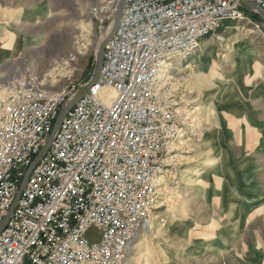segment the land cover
Instances as JSON below:
<instances>
[{
	"label": "rangeland",
	"instance_id": "rangeland-1",
	"mask_svg": "<svg viewBox=\"0 0 264 264\" xmlns=\"http://www.w3.org/2000/svg\"><path fill=\"white\" fill-rule=\"evenodd\" d=\"M120 3L0 0V95L25 82L68 94L46 142L63 104L91 81ZM248 14L199 43L211 41L210 56L161 81L170 126L155 181L165 183L155 182L152 212L118 264H264V23Z\"/></svg>",
	"mask_w": 264,
	"mask_h": 264
},
{
	"label": "built area",
	"instance_id": "built-area-1",
	"mask_svg": "<svg viewBox=\"0 0 264 264\" xmlns=\"http://www.w3.org/2000/svg\"><path fill=\"white\" fill-rule=\"evenodd\" d=\"M264 10V0H250ZM238 0H126L98 85L67 113L0 234V264H118L153 209L170 115L158 76L228 21ZM33 82L0 95V222L41 152L67 93ZM19 85V86H18ZM117 95L106 104L99 86ZM93 229L98 231L93 235Z\"/></svg>",
	"mask_w": 264,
	"mask_h": 264
},
{
	"label": "water",
	"instance_id": "water-1",
	"mask_svg": "<svg viewBox=\"0 0 264 264\" xmlns=\"http://www.w3.org/2000/svg\"><path fill=\"white\" fill-rule=\"evenodd\" d=\"M238 1H240L242 3L241 5L244 9H246V10L256 14L257 16H259V18L264 23V10L263 9L258 7L255 3H253L250 0H238ZM125 4H126V0H121V3L119 5L118 11H117V14L115 17L113 32L105 38V40L103 41V43L99 47L97 57H96V66H95L94 74H93L91 81L89 83H87L85 86L76 90L74 93H72L69 96V98L66 100V102L63 104V106L60 110L59 116L57 118V122L54 126V129H53L48 141L46 142V145L44 146L41 153L36 157V159L32 162V164L28 168L12 207L10 208V210H9L7 216L4 218V220L0 223V234L5 230V228L9 224V222L13 216L14 210L18 205L19 199H20V197H21V195H22V193H23V191L27 185L28 179H29L32 171L35 169V167L43 160L45 155L48 153L53 141L56 139V137L58 135L61 124H62L63 120L65 119L67 113L93 87L98 85V83L100 81L101 71H102L104 50H105L107 43L112 39V37L115 35V33L117 32V30L119 28V25H120V22H121V19L123 16Z\"/></svg>",
	"mask_w": 264,
	"mask_h": 264
},
{
	"label": "bare ground",
	"instance_id": "bare-ground-1",
	"mask_svg": "<svg viewBox=\"0 0 264 264\" xmlns=\"http://www.w3.org/2000/svg\"><path fill=\"white\" fill-rule=\"evenodd\" d=\"M247 26H248V24L246 23L243 26L237 27L236 29L245 30V29H247ZM113 29H114V24L108 30L106 36H109L113 32ZM219 39L224 40L222 37H219ZM210 42L211 41H207L206 43H203V44L196 46L192 49L182 51L178 55H176V57L169 59V60H166L164 62V64L162 65L163 70H162L161 74L158 76V78H160L159 81H162V82L172 81L175 79V75L173 72L179 71L184 66L185 62H190L189 66H188V68H189V67L197 64L198 62H202L206 57L210 56L212 54V51H213L211 49V43ZM246 56L247 55H243V57H246ZM99 91H100V94H99L100 99L106 104H110L116 98V95H117L116 91L109 86H102L101 85V86H99ZM208 105H209V98L204 97L195 106V108H194L195 113L202 114ZM164 178H165L164 176L158 177L157 180L155 181L156 185L163 184V182L165 181ZM150 228H153L152 224H148L147 226H145L144 229L141 231V235L143 236V234L146 231H148ZM145 253H146V251L144 249H140L138 251L137 258L141 259L145 255Z\"/></svg>",
	"mask_w": 264,
	"mask_h": 264
},
{
	"label": "trees",
	"instance_id": "trees-1",
	"mask_svg": "<svg viewBox=\"0 0 264 264\" xmlns=\"http://www.w3.org/2000/svg\"><path fill=\"white\" fill-rule=\"evenodd\" d=\"M251 17H252L254 20L258 21V22L261 21L260 18H259L257 15H252Z\"/></svg>",
	"mask_w": 264,
	"mask_h": 264
}]
</instances>
